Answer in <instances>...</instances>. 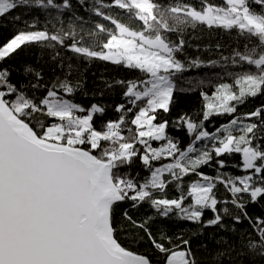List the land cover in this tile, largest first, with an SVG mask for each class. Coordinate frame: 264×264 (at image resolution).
<instances>
[{"label":"snow or ice","instance_id":"snow-or-ice-1","mask_svg":"<svg viewBox=\"0 0 264 264\" xmlns=\"http://www.w3.org/2000/svg\"><path fill=\"white\" fill-rule=\"evenodd\" d=\"M18 7L60 13L72 3L0 0V17ZM104 9H119L140 26L133 28ZM92 11L112 27L97 23L86 38L74 29L38 28L33 18L0 43V264H198L189 239L153 233L152 216L136 221L124 212L150 252L123 246L113 222L114 208L122 202L132 208L147 204L160 218L204 228H225V216L233 221L232 232L247 222L239 252L235 242L228 243L214 254L213 264L233 252L264 258V104L238 113L250 98L264 96V0H199V7L94 0ZM197 23L235 31L245 43L220 61L186 64L178 58L184 40L169 37ZM35 45L51 51L61 69L63 52L68 60L109 62L142 75L105 81L107 89L121 88L120 103L85 106L75 100L81 85L74 83L70 63L69 72L54 71L47 78L31 65L13 70L9 61ZM201 66L222 68L209 84L211 92L204 90L203 80L177 89L179 74ZM197 87L203 100L200 119L186 113L171 122L161 119V113H171L174 92ZM110 108L115 119H105ZM213 116L229 119L209 131L205 122ZM170 125L186 130L185 147L169 134ZM137 166L147 175L134 171ZM204 167L214 168L215 175ZM189 177L195 179L185 183ZM205 211L213 213L207 221L202 220Z\"/></svg>","mask_w":264,"mask_h":264},{"label":"trees","instance_id":"trees-1","mask_svg":"<svg viewBox=\"0 0 264 264\" xmlns=\"http://www.w3.org/2000/svg\"><path fill=\"white\" fill-rule=\"evenodd\" d=\"M59 3L60 0H57ZM108 3L109 0H104ZM163 6H169L176 3H189L199 7V0H157ZM214 3H221V0H212ZM72 7L69 10H64L57 13L56 10H40L30 7H18L10 14L0 17V43L6 42L18 30L25 27V21H31L33 18H38L37 27H47L49 31L63 29L64 31L75 30L79 35H84L87 38L89 32L95 31L97 23L105 24L106 27L111 28L109 22L104 21L101 17L94 15L92 7L94 0H86L84 5H81L78 0H71ZM105 12H110L115 15L119 20L129 24L133 28H138L140 25L134 19L130 18L129 14L123 13L119 9H104ZM20 16V20L15 17ZM101 37L104 34H100ZM172 41H179L181 38L184 40L183 52L178 54V58L186 64L198 59L208 65L210 61H220L221 55L228 56L232 49L243 47L245 41L238 38L235 31L227 32L222 29L212 28L209 29L206 25L197 23L195 26L188 25L184 27L182 32L170 34L169 37ZM219 46V47H217ZM53 53L45 50L40 45L28 46L18 52L9 63L16 72L22 71L25 65H31L37 70H43L45 77L52 75L55 71L60 74L61 71L67 73L69 68L67 64H71V75L74 83L79 81L81 88L76 93L75 100L88 106L92 102H101L108 105H115L121 102V88L115 87L107 89L104 86L105 81L111 82L114 80H131L140 77L142 74L137 70H129L123 66L114 65L109 62L94 60L91 62L83 61L80 59L68 60L67 55L63 52L65 66L61 69L58 64L52 61ZM222 75L221 67L201 66L199 68L189 67L182 74H179L175 80L177 89H188L192 87L188 81L195 84L203 80L205 83L202 86L205 91L211 92L210 83H215ZM200 88L197 87L192 91H176L174 92L175 103L172 105L171 113H161V119H168L170 122L174 121L179 115L187 114L193 120L200 119L203 100L200 96ZM103 92V96H101ZM87 93V95H85ZM264 104V96L258 98H250L244 105L239 106L238 113H245L254 110L259 105ZM115 119L116 114L110 108L105 119ZM229 118L227 116H213L210 121L205 122L209 131L214 130L215 127L226 122ZM168 132L174 138L180 140L181 148L185 147L190 138L183 128H176L170 125ZM231 162V160H230ZM140 171L141 177L147 175L138 166L134 169ZM209 175H215V169L204 167L202 169ZM224 171L235 172L234 169L226 168ZM195 179L189 177L188 180ZM219 194L224 196L223 189L220 188ZM174 193L170 190L169 195ZM259 205L257 209H259ZM127 211L128 215L136 221H143L145 218L152 216L153 220L149 227L154 234L165 232L173 239L183 237L189 239L191 242L192 250L195 254V259L198 264H213L214 254L218 249H224L228 243L235 242L237 244V252H239V242L242 234L248 231L247 222L237 225V231L232 232L233 221L229 216H225L223 223L226 226L221 229L219 227L204 228L200 224L182 221L176 217L160 218L155 215L154 210L147 204L137 208L131 207V202H122L114 208L113 222L116 229L118 240L123 246L137 252H150V247L147 239L143 233L133 228L132 224L125 218L124 212ZM213 213L205 211L202 217L203 221L211 219ZM221 240L227 243H220ZM233 252L232 257L224 256L222 258H215V264H264V258L258 255H238Z\"/></svg>","mask_w":264,"mask_h":264}]
</instances>
